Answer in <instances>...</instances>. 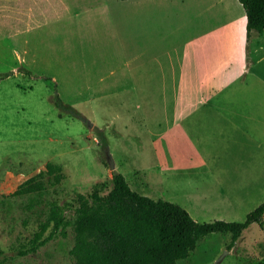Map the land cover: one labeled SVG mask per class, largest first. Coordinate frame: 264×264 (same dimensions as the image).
Instances as JSON below:
<instances>
[{"label":"rangeland","instance_id":"1","mask_svg":"<svg viewBox=\"0 0 264 264\" xmlns=\"http://www.w3.org/2000/svg\"><path fill=\"white\" fill-rule=\"evenodd\" d=\"M163 4L173 7L169 18L159 17V34L164 27L168 33L174 31L168 40L179 43L188 31L190 17L183 13L181 0L153 2L159 11ZM252 32L257 37L251 41L255 58L264 54V34ZM65 37L53 32L48 40L33 43L36 58L32 64L22 61V46H16L17 42H0V264H88L74 251L76 195H87L93 189L106 193L113 171L123 174L132 189L143 186L150 198L180 205L197 222L219 219L225 211L213 202L217 188L212 181L204 183L186 174L161 177L152 167V134L165 123L158 108L168 100V90L160 96L161 82L134 81L132 85L127 82L125 90L105 96L78 92V83H71L65 66L52 57ZM157 44L150 50L153 56L144 58L164 62L169 42ZM259 66L264 68V64ZM55 94L80 116L56 107ZM109 157L114 170L109 168ZM254 181L248 201L228 221H243L264 200V174ZM53 203L66 208V224L36 251L19 255L18 250L32 244ZM262 221L263 228L257 223L246 227L230 249L229 232L207 234L176 264H214L216 260L217 264H264V215ZM50 230L51 223L43 237Z\"/></svg>","mask_w":264,"mask_h":264},{"label":"crops","instance_id":"2","mask_svg":"<svg viewBox=\"0 0 264 264\" xmlns=\"http://www.w3.org/2000/svg\"><path fill=\"white\" fill-rule=\"evenodd\" d=\"M154 1L0 0V42H17L22 61L32 64L33 43L64 33L52 57L91 96L125 90L127 82H161L159 95L169 96L158 108L165 123L152 134V167L161 177L212 181L213 202L225 211L218 218L228 221L264 174V54L251 56L257 37L251 32L247 40L238 0H181L190 18L179 43L168 40L174 31L158 29L173 6L159 11ZM158 41L169 42L167 59L144 58ZM135 191L148 194L143 186Z\"/></svg>","mask_w":264,"mask_h":264},{"label":"trees","instance_id":"3","mask_svg":"<svg viewBox=\"0 0 264 264\" xmlns=\"http://www.w3.org/2000/svg\"><path fill=\"white\" fill-rule=\"evenodd\" d=\"M238 1L246 14L247 40L252 31L264 34V0ZM53 102L61 111L80 116L57 94ZM76 203L72 226L76 235L74 251L83 255L88 264H176L187 258L197 241L207 234L229 232L230 249L251 223L263 228L264 200L241 222H197L180 205L131 189L124 175L116 171L112 172L111 187L106 193L97 189L87 195L79 193ZM66 222V208L53 203L30 247L18 250V254L36 251ZM49 223L51 230L43 237Z\"/></svg>","mask_w":264,"mask_h":264},{"label":"water","instance_id":"4","mask_svg":"<svg viewBox=\"0 0 264 264\" xmlns=\"http://www.w3.org/2000/svg\"><path fill=\"white\" fill-rule=\"evenodd\" d=\"M109 168L111 169V170H114V162H113V160H112V158L111 157H109ZM219 262V260H216L215 262H214V264H217Z\"/></svg>","mask_w":264,"mask_h":264}]
</instances>
